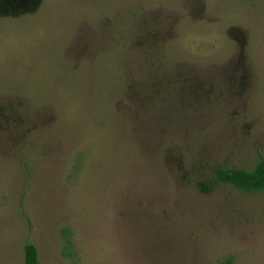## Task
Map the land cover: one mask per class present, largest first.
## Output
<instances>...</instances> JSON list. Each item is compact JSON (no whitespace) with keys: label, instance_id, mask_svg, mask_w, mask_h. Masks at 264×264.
<instances>
[{"label":"rangeland","instance_id":"374dc122","mask_svg":"<svg viewBox=\"0 0 264 264\" xmlns=\"http://www.w3.org/2000/svg\"><path fill=\"white\" fill-rule=\"evenodd\" d=\"M28 3L0 16V264H264V193L214 174L264 158V0Z\"/></svg>","mask_w":264,"mask_h":264},{"label":"trees","instance_id":"16d2710c","mask_svg":"<svg viewBox=\"0 0 264 264\" xmlns=\"http://www.w3.org/2000/svg\"><path fill=\"white\" fill-rule=\"evenodd\" d=\"M28 1L29 0H0V16L11 15V11L17 15L31 12L34 6L30 5ZM214 174L219 184L231 186L245 193H264V158H261L256 167L250 171L219 167L215 170ZM24 264H40L39 251L34 244L26 245ZM225 264L232 263L229 261Z\"/></svg>","mask_w":264,"mask_h":264}]
</instances>
